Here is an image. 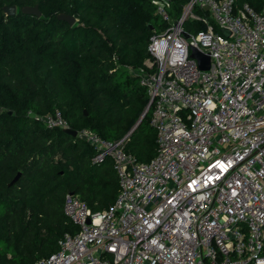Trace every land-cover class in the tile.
I'll return each mask as SVG.
<instances>
[{"label":"built area","instance_id":"2783aa9c","mask_svg":"<svg viewBox=\"0 0 264 264\" xmlns=\"http://www.w3.org/2000/svg\"><path fill=\"white\" fill-rule=\"evenodd\" d=\"M152 1L167 26L133 73L151 102L156 154L139 162L127 136L77 132L95 162L111 159L119 190L101 211L66 193L76 231L35 264H264V6L185 0L171 17L168 0ZM42 120L69 128L58 110Z\"/></svg>","mask_w":264,"mask_h":264},{"label":"trees","instance_id":"16d2710c","mask_svg":"<svg viewBox=\"0 0 264 264\" xmlns=\"http://www.w3.org/2000/svg\"><path fill=\"white\" fill-rule=\"evenodd\" d=\"M184 2L168 0L171 17ZM11 4L16 12L5 13ZM35 4L40 15L21 10ZM61 12L76 20L58 18ZM166 26L152 0H0V264H35L76 231L63 212L66 193L101 211L119 190L111 159L95 162L90 144L47 128L42 117L58 110L77 132L127 136L124 148L139 162L155 156L151 107L128 135L148 103L133 69L149 56L151 34Z\"/></svg>","mask_w":264,"mask_h":264},{"label":"water","instance_id":"95a60500","mask_svg":"<svg viewBox=\"0 0 264 264\" xmlns=\"http://www.w3.org/2000/svg\"><path fill=\"white\" fill-rule=\"evenodd\" d=\"M3 10L7 14H14L16 12V6L14 4L4 5L3 6ZM21 10L23 12L33 13V14H36V15H40L41 14V11L38 8L37 4H35L33 6L32 5H25V6H23L21 8ZM58 18L65 19L66 21H68L71 24L76 20L75 16H73L72 14H69V13H64V12L59 13L58 14ZM224 33L227 35L228 31L225 30ZM193 56L197 59L198 64H199V66L201 68L209 67V56L207 54L199 51L198 49H194L193 48ZM150 104H151V102L148 101L144 111L142 112L141 116L136 121V123L134 124L132 129L129 131L128 135L131 134L138 127V125L141 123L142 119L144 118V116L146 115V113L148 112V110L150 108ZM64 131L69 133V134H71V135H73V136L77 135V131L73 130V129H70V128H66V129H64Z\"/></svg>","mask_w":264,"mask_h":264}]
</instances>
